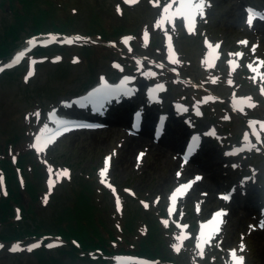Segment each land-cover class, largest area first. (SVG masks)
I'll return each instance as SVG.
<instances>
[{"label": "rangeland", "instance_id": "obj_1", "mask_svg": "<svg viewBox=\"0 0 264 264\" xmlns=\"http://www.w3.org/2000/svg\"><path fill=\"white\" fill-rule=\"evenodd\" d=\"M169 5L172 12L178 10L175 0H136L134 3L126 0H55L57 9H66L67 12H73L71 16L80 17L75 19L67 35L49 33L32 39L41 40V43L46 39L54 41L55 45L47 48H53L48 56H35L34 52L20 64L14 55L11 60L0 62L3 71L6 72L10 65L18 64L15 67H22L20 71L23 74L16 80L0 81V107L6 108L0 116V124L9 134L11 122L19 126L24 120L32 134L33 148L34 138L43 132L45 125L50 131L57 128L50 121L53 112L60 118L69 117L81 123L94 124L93 127L55 136L42 152H37L35 148L33 160L44 162L47 170L52 169L51 173H47L49 179L46 180V177V181L42 182L47 188L50 179L54 183L46 196L59 193L63 198L60 204L63 205L69 199H75V191L80 192L90 176L99 181L103 179L105 182H101L102 185L112 191L108 202L111 203V196L116 203L118 199L119 210L134 213L139 205L147 204V208L154 207L149 213L151 218L165 210L167 226H177L168 231L175 248L178 246L180 249L177 264H234L232 251L236 252L237 258L243 257V264H264L263 252L258 245L259 236L247 241L242 232L234 230V222L229 217L227 225L223 224L232 211L223 197L235 192L240 201L246 199L252 218L264 226V129L261 128L264 124V33L254 32L255 24H264V18H261L264 17V0H205L204 14L195 17L194 29L191 31L182 16H175L160 24L164 19V9ZM94 6L100 7L93 9ZM97 9H101V12ZM92 10L93 13L99 12L106 24L121 22L132 29L142 21L143 27L138 39L130 33L123 34L110 55L101 48L97 49V59L93 64L97 66V77L91 83V67L74 47L89 42L81 35L90 26L89 20L94 15ZM249 10L255 13L251 25L247 23ZM9 18L6 12L0 10L1 31ZM25 29L22 34L27 37L32 31L30 24ZM77 37L80 39L77 40ZM174 38L179 40L174 41ZM126 39L128 43H124ZM69 40L72 42L69 43ZM149 40L151 42L148 44ZM28 42L29 39L21 48ZM151 43L154 45L151 46ZM61 44L67 47L64 49L65 56L58 54L59 48L54 47ZM173 57L177 63H172ZM63 60L64 65L59 66ZM104 81L126 82L129 89L120 93L117 99L111 97L114 99L105 100L102 106L72 104L74 99L71 98L75 95ZM157 87L155 94L148 95ZM36 113H39L38 117ZM146 116L150 117L149 125L146 124ZM122 121L124 128L120 125ZM142 125L149 127L151 137L177 139L182 154L180 160L184 164L188 162L183 160L185 147L192 137H198L199 140L198 153L193 155V159L198 160L210 149L215 150L222 170V192L218 198L203 205L200 201L203 195L201 190H194L190 195L194 182L200 176L195 179L192 176L188 179L178 178V167L175 168L176 177L171 183L161 186L162 180L174 172L168 162H157L161 158L159 153L147 156L146 152L144 156V151L132 147V144L128 145L125 139L133 134V129L142 130ZM183 127L188 133L182 137ZM111 130L117 133L111 135ZM120 130L123 131L122 135L118 133ZM180 136L183 138L181 141ZM28 142L30 139L25 140L24 145H28ZM243 147L248 148L241 151ZM128 160L131 162L129 169ZM135 161L144 166H135ZM106 167V176L102 178L100 173ZM63 170L69 175L57 179ZM189 184L190 188L182 192L185 195L178 196L173 207L171 196L176 194L180 186ZM245 184L251 185L246 191L243 190ZM5 188L6 179L0 170V190L4 195ZM104 197H101L103 201ZM49 206L38 210L42 219L49 220L54 212ZM15 211L14 219L17 220L20 211ZM217 212L225 213L221 217L219 231L204 242L200 239L202 225L214 218ZM121 219H124V215L118 222ZM28 222L22 223V226ZM142 226L140 228L144 230ZM4 227H0V232L3 233ZM181 236L183 240L179 239ZM227 240L231 245L224 246ZM33 241L25 246L2 244L0 241V264H40L38 256L33 254V250L38 247L27 250L33 244L40 245V240ZM52 241L50 239L48 245L52 244L51 248H54L57 244ZM198 244L203 245L202 255ZM16 245L22 250L11 251ZM55 252L54 256L62 257L65 264L72 263V257ZM126 260L154 264L134 257ZM119 261L116 259L113 264Z\"/></svg>", "mask_w": 264, "mask_h": 264}, {"label": "trees", "instance_id": "obj_2", "mask_svg": "<svg viewBox=\"0 0 264 264\" xmlns=\"http://www.w3.org/2000/svg\"><path fill=\"white\" fill-rule=\"evenodd\" d=\"M94 7L96 9L100 6ZM0 10L10 16L5 28L0 30V62L10 59L28 39L49 33L67 35L75 19L80 17L71 16L73 12H67L66 9H57L55 0H0ZM97 11L101 12V9ZM97 11L89 20L90 26L86 33L82 32V36L89 39V42L74 47L78 50L77 54L91 67V83L97 77V66L93 65L97 59V49L101 48L110 55L123 34L130 33L133 38L138 39L143 27L142 21L132 29L128 25L123 26L121 22L106 24ZM26 24H30L32 29L27 37L22 34L26 31ZM54 47L59 48L58 54H65L66 46ZM52 50L53 48L49 50L40 47L34 55L48 56ZM64 60L59 66L64 65ZM20 70L22 67L8 69L0 75V81L16 80L23 75ZM5 109L0 107V116ZM11 124L9 134L5 133L0 124V170L6 179L7 190L6 195L0 190V227L5 226L3 233L0 232L2 244L25 246L29 241L40 240L42 244L33 251L40 264H65L62 257L54 256L53 251L72 257L71 264H109L115 258L125 256L148 259L155 264L178 263L175 243L168 236V231L175 226L164 225V218L167 217L165 210L156 214L155 218L149 216L154 207L139 205L134 213L129 210L123 212L117 207L113 196L111 203L108 202L112 191L107 190L99 179L91 176L85 180L80 192L75 191V199H69L68 203L60 204L63 198L59 193L46 196L49 188L42 182L49 179V170L42 161L33 160L36 150L31 144L32 134L24 120H21L19 126L15 122ZM29 139L28 145H24V141ZM101 194L105 196L104 201ZM46 206L54 211L49 220L42 219L38 214V210ZM15 210L20 211V218H16L17 220L14 219ZM143 214L147 216L145 219ZM122 215L124 219L118 222ZM28 220L31 223L28 222L23 227L22 223ZM11 229L13 232H10ZM50 239L61 242L62 245L51 250L46 246Z\"/></svg>", "mask_w": 264, "mask_h": 264}, {"label": "bare ground", "instance_id": "obj_3", "mask_svg": "<svg viewBox=\"0 0 264 264\" xmlns=\"http://www.w3.org/2000/svg\"><path fill=\"white\" fill-rule=\"evenodd\" d=\"M254 30H255L254 32L258 31L260 34L264 33V24L260 22L258 24H255ZM102 84L103 83L99 84L98 87H100ZM122 84L125 85V88L122 92H127L129 89V85L125 82L121 81L118 84L110 83L109 85L113 87H119ZM98 87L96 86V88ZM95 89L88 91L87 93H85V95L79 97L77 101L84 98L85 96H87L89 93H91ZM120 93H117L115 96H111V97L116 98ZM111 97H108V99H114ZM146 118H147L146 124L149 125L150 117L146 116ZM50 121L54 123L55 125L60 126V124L57 122L59 121L67 122L68 120L66 118L64 119L60 118V116L56 115V112H53V114L51 115ZM77 123H80V122H77ZM120 123H121L120 124L121 127L124 128L125 125L123 121ZM148 129L149 127L145 128L142 125V130L133 129L132 130L133 134H131V136H126L125 139L127 140L128 145L132 144V147L141 149V151H144L145 152L144 156L146 155V152H147V156L148 155L151 156L153 154L159 153L161 158H159L157 162H163V160H166L168 162L169 168L174 172H173V175L168 176L166 179L162 180L163 185L161 184V186L164 187L166 183H171V181L173 180V177H176L175 168L178 167V170L180 171V175H178V178L180 177L182 179H188L190 176H192V178L195 179V177L200 176V178L196 182H194V186L192 187L193 189L190 192V195L193 193L194 190H198V191L201 190V192H203V195L200 197V201L203 205H208L211 200L217 199L219 194H221L220 192H222L220 191L221 190L220 175H221L222 170L220 169V166L218 163V156L216 155L218 153L215 150L210 149L209 152L206 151V153L202 154L198 160L191 158L192 160L188 161L187 164H184V161L181 162L180 160V157L182 154L179 151L180 149L178 148V145H177V139L176 140L175 138L167 139L166 137L157 138L156 136L151 137ZM183 129L184 131L182 132V137L186 135V133H188L187 129L185 130L184 127ZM110 132H111V135H115L117 133L114 130H111ZM118 133L122 135L123 131L120 130ZM182 137L180 136L179 141L183 140ZM202 157H205V158H202ZM127 162H128L127 167L129 169L131 168V165H130L131 162H129V160ZM136 165H138L139 168L144 166L143 164H140L138 162L135 163V166ZM250 186L251 185L249 184H245L243 190L246 191L248 188H250ZM180 195H185V194L180 193ZM244 199H242V201H244L242 203V201H240L239 198H236V194H233L230 197V199H225L226 200L225 202H227L226 204L232 208V211L231 213L227 215L225 222L223 224L227 225L226 221H228V217H229L232 220V222H234L233 223L234 230L242 232V234L246 237L245 240L248 241L252 237L259 236L258 245H260L259 247L260 249H262V252H263L262 255L264 256V226L263 225L261 226L258 223V220H255L254 218H252V214L250 215V212H249L250 206L245 201L246 199L245 200ZM253 229H255V232ZM204 230H207V229H204ZM223 244L224 246H229L231 245V242L227 240Z\"/></svg>", "mask_w": 264, "mask_h": 264}, {"label": "snow or ice", "instance_id": "obj_4", "mask_svg": "<svg viewBox=\"0 0 264 264\" xmlns=\"http://www.w3.org/2000/svg\"><path fill=\"white\" fill-rule=\"evenodd\" d=\"M126 2L134 3V2H136V0H126ZM175 2L178 4V10L176 12H172L171 11V5L166 7L164 9V19L161 20L160 24L163 25L167 21L174 19L175 16H182L187 21V26H188L189 30L190 31L193 30L195 17L197 15L203 16V14H204L205 0H175ZM118 11H119V9H118ZM254 15H255V13L252 10H249V17L247 20V23L249 25L252 24ZM261 18H264V17H261ZM158 26H160V25H158ZM53 39H55V38H53ZM76 39L79 40L80 37H77ZM128 39H130V38H128ZM128 39H126L124 41V43H128ZM168 40H169V48H171V43H170L171 37L170 36L168 37ZM68 42L71 43L72 41L69 40ZM28 43L31 45V44H34L35 41H29ZM237 55H240V54H237ZM15 60L19 61L20 57L19 56L15 57ZM177 62L178 61L173 57L172 63H177ZM33 63H35V61H33ZM249 67H251V65ZM0 71H3V69L0 68ZM253 71H255V69H253ZM29 75H31V73ZM150 75H152V74H150ZM213 82H215V81H213ZM229 83H231V81ZM160 87L162 88L163 86H160ZM124 88H125L124 84H122L119 87H113V86L109 85L106 81H104L100 87L93 90L91 93H89L84 98L76 101V103L80 104L81 106L88 105V104H95V105L102 106L104 101L107 100L108 97L115 96L117 93L122 92L124 90ZM262 94H264V90H262ZM250 100H251V98L249 97L248 101H250ZM248 101H242L241 103H248ZM249 106L254 107L255 105L249 104ZM234 107H235V104H234ZM36 115L38 117L39 113H36ZM57 123L60 124V129H58L56 132L50 131L48 129L47 125H45L43 132L35 138L34 146H35L37 152L44 151L46 145L48 143L52 142L53 138L55 136L59 135L61 131L71 130L72 126L66 121H59ZM75 127H93V126L92 125H75ZM261 128L264 129V124L261 125ZM212 135H215V133H212ZM197 141H198V137L194 138L193 139V145H195L197 143ZM245 141L248 142L247 136H245ZM49 172L50 173L52 172L51 168L49 169ZM106 173H107V167L101 171V173H100L101 177L102 178L105 177ZM68 175H69V173L66 170H63L61 173H59L57 175V179H60L61 177H67ZM101 182L104 183L105 181L102 179ZM53 186H54V183L50 179L49 188L51 189ZM190 186H191L190 184L180 186L176 190V194L171 196V202H172L173 207L175 206L177 198L180 195V193L185 192V190L190 188ZM109 187H111V185H109ZM113 191H114V189H113ZM223 198L229 199V197H227V196H225ZM44 202H45V204L47 203L46 198H45ZM117 204L119 205L118 199H117ZM144 206H145V208L148 207L147 204H144ZM224 214L225 213H223V212H217L214 215V218L212 220H210L208 223L202 225V231H201V235H200V239L202 241L207 242L214 233L219 231V225L222 223L221 217ZM19 218L20 217L18 215L17 219H19ZM163 223L165 226H167L168 221L164 220ZM204 229H207L208 231L205 232V231H203ZM183 238H184L183 236L179 237V239H181V240H183ZM37 247H39V244H33L27 250L32 251L34 248H37ZM48 247H53V245L49 244ZM197 247L201 248V255H202L203 254V245L198 244ZM10 250L13 252H16V251H20L22 249L20 248L19 245H16ZM179 250H180L179 247L176 246V251H179ZM241 250H243V249H241ZM231 255L233 257L234 264H243V257L237 258L235 251H232ZM118 264H143V262H141V261H119Z\"/></svg>", "mask_w": 264, "mask_h": 264}]
</instances>
